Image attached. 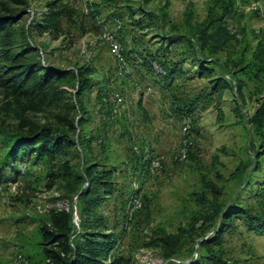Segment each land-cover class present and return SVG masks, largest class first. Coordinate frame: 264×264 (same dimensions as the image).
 Returning a JSON list of instances; mask_svg holds the SVG:
<instances>
[{
  "label": "rangeland",
  "instance_id": "374dc122",
  "mask_svg": "<svg viewBox=\"0 0 264 264\" xmlns=\"http://www.w3.org/2000/svg\"><path fill=\"white\" fill-rule=\"evenodd\" d=\"M53 1L74 15L61 16L59 30L41 31ZM209 6L237 36L215 55L201 53L187 33ZM11 15L10 44L0 47V132L26 135L51 127L87 144L54 159L34 151L35 144L10 162L0 134V264H47L40 229L52 211L71 210L80 228L76 197L72 204L65 197L70 178L62 165L82 171L83 154L114 174L115 192L97 209L106 232L117 238L105 264L117 258L123 264L194 258L206 264L204 252L221 254L227 264H264V221L233 215L217 242L199 246L220 226V216L212 217L214 189L219 206L264 217V154L254 158L263 149L250 123L264 89L245 82L243 104L235 86L218 97L201 75L230 80L225 70H236L240 50L248 48L250 57L264 34V0H0V17ZM37 61L67 72L45 102L36 92H14L7 81L9 67L20 71ZM85 65L95 73L79 91L71 72ZM178 229L185 240L170 257L150 245Z\"/></svg>",
  "mask_w": 264,
  "mask_h": 264
},
{
  "label": "trees",
  "instance_id": "16d2710c",
  "mask_svg": "<svg viewBox=\"0 0 264 264\" xmlns=\"http://www.w3.org/2000/svg\"><path fill=\"white\" fill-rule=\"evenodd\" d=\"M74 12L75 10L67 4L57 5V1L49 3L47 10L42 15V28L40 30L45 31L49 27L56 30L61 29L59 21L61 16L71 20ZM92 17H94L93 14ZM157 17L159 20H163V14L160 13ZM13 22H15L14 15L0 17V47L9 46L11 35L8 28ZM187 33L189 35L188 38L191 39L190 42L194 40L201 53L207 50L211 55H215L219 50H227L229 45L234 40H237L236 34L232 33L221 22V16H216L214 6H209L204 19L193 24ZM195 43L192 44L193 47ZM27 50L30 51V46H27ZM247 51L248 48L246 47L241 49L237 60H234L235 63L233 65L236 70H225L226 74H230V80L224 77L210 79V72L201 71V75L209 79L218 97L222 95L225 89L235 86L237 95L244 104L245 97L242 89L246 84L245 82H253L261 91L264 89V34L259 37L250 57L245 56ZM227 57L232 59V56ZM16 58L14 57L13 59L15 60ZM225 62L228 63L226 59ZM39 70L43 72L39 74ZM7 73H10L7 78L10 83L8 85L14 92L26 96L36 92L42 102L47 101L48 95L54 91L56 83L67 74V72L58 68L41 66V62L38 61L25 65L24 69L20 71L9 67ZM94 73L95 69L88 65L78 67L75 72H71L76 78L79 91H82L87 86L90 76ZM237 73L239 76H237ZM79 91L78 94L80 93ZM250 123L255 125L262 141L260 147L263 150L256 152L254 155L257 161L264 154V100L252 116ZM70 127L74 129L72 125ZM0 134L4 143L8 145L5 159L10 162L15 160L21 149L35 144H38V146L34 151L54 159L56 156L65 155L67 149L74 147L76 143L83 150L85 149L84 143H86L81 138L76 139L69 136L67 131H62V133L58 134L51 127H46L39 132L31 131L26 135H14L3 130ZM82 159L85 165L82 171L76 170L73 172L66 161L62 165L64 173L70 178L68 186L65 188V197L70 204L73 203V197H76L80 228L77 229L74 226L71 210L51 212L50 221L45 223L40 229L41 251L43 258L48 260L47 264H105L117 244V238L114 234L106 232V221L97 211L102 200L110 197L115 192L113 170L105 167L101 168L98 163L89 162L85 154H83ZM213 191L215 194L211 202L213 205L212 217L216 221L220 216V226L214 229L213 232L215 234L213 237H206L201 240L199 243L200 247L207 246L206 244L210 242H217L219 239L218 235H221V232L224 231V222L229 221L233 215H241L248 221H264V217L254 216L247 209L223 208L219 206L217 204L219 191L215 192L216 189ZM185 235V230L178 229L175 233L153 238L150 245L161 246L165 250L166 257H170L182 246ZM204 250L208 249L204 248ZM201 256L204 257L206 264H227L221 254L204 252V256L202 254ZM198 262V258H194L188 264H198ZM109 264L123 263H121L120 258H117L112 259Z\"/></svg>",
  "mask_w": 264,
  "mask_h": 264
},
{
  "label": "built area",
  "instance_id": "2783aa9c",
  "mask_svg": "<svg viewBox=\"0 0 264 264\" xmlns=\"http://www.w3.org/2000/svg\"><path fill=\"white\" fill-rule=\"evenodd\" d=\"M113 46L116 48V45H115V44H114ZM180 157H181V158H184V157H185V152H182V153L180 154ZM152 165L155 166V163L153 162ZM133 204H134V207H135V208H138V207H140L141 202L139 201L138 198H134V199H133Z\"/></svg>",
  "mask_w": 264,
  "mask_h": 264
},
{
  "label": "water",
  "instance_id": "95a60500",
  "mask_svg": "<svg viewBox=\"0 0 264 264\" xmlns=\"http://www.w3.org/2000/svg\"><path fill=\"white\" fill-rule=\"evenodd\" d=\"M74 214H75V218H76L77 217V212L75 211Z\"/></svg>",
  "mask_w": 264,
  "mask_h": 264
}]
</instances>
